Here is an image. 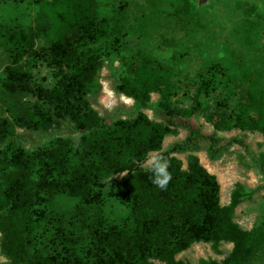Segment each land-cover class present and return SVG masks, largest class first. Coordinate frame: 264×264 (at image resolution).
I'll return each instance as SVG.
<instances>
[{
	"label": "trees",
	"instance_id": "trees-1",
	"mask_svg": "<svg viewBox=\"0 0 264 264\" xmlns=\"http://www.w3.org/2000/svg\"><path fill=\"white\" fill-rule=\"evenodd\" d=\"M5 0H0V4ZM147 13L131 26L123 16L102 17L96 0H39L44 23L33 29L10 28L0 21V48L9 57L1 79L5 91L32 94L38 102L15 114L13 121L0 116V162L10 174L0 183L1 251L9 264H182L176 255L194 243H233L231 254L222 264H262L264 262V209L255 227L244 230L233 222L234 208L256 190H235L232 202L222 206L220 184L200 163L195 152L205 148L211 160H219L231 147L239 145L251 155L262 175L264 156L256 157L244 137L225 139L206 134L193 122L211 98L215 81H202L190 107L175 104L179 81L173 70L151 56L132 62L128 75L116 86L119 93L134 101L138 115L130 120L104 123L86 101L102 65V56L111 48L125 44V29L140 28L143 22L155 23L162 17L182 21L191 27L195 14L191 0H145ZM245 15L255 13L253 5L244 6ZM43 38L44 45L38 44ZM44 61L58 67L56 88L31 86L30 64ZM264 63V62H263ZM246 87V103L228 118L214 123L218 129H254L264 133V72H250L239 63ZM158 102L151 105V95ZM142 109H150L152 120ZM252 113V115H250ZM14 125L41 131L52 125L66 126L81 137L77 145L59 139L51 149L27 153L16 145L20 136ZM186 132L162 157L168 161L170 179L161 188L153 183L151 166L144 167L151 152H159L169 135ZM188 153L187 167L172 156ZM128 172L117 187L121 201L131 209L125 228L95 229L93 258L80 255L75 236L65 232L67 216L52 204L63 249L45 255L37 249L39 219L50 214L40 207L56 193L84 202L98 201L104 182L111 175Z\"/></svg>",
	"mask_w": 264,
	"mask_h": 264
},
{
	"label": "rangeland",
	"instance_id": "rangeland-1",
	"mask_svg": "<svg viewBox=\"0 0 264 264\" xmlns=\"http://www.w3.org/2000/svg\"><path fill=\"white\" fill-rule=\"evenodd\" d=\"M46 1V0H44ZM253 5L254 14L247 16L237 5ZM39 0H5L0 4V21L10 28H36L42 24L43 16L38 5ZM100 18L123 16L131 26L139 24L138 20L147 13L145 0H96ZM194 16L191 27L186 28L182 21L162 17L155 23L143 22L142 32L133 28L125 29V44L111 48L102 56V65L96 76L95 84L87 96L88 107L97 113L106 124L119 120L135 118L139 111L134 101L119 93L116 86L128 75L132 62L151 56L161 64L169 67L179 81L181 89L175 98L179 107H190L193 97L198 94L202 81H215L211 98L204 103V109L193 117V122L206 134L230 139L244 137L250 145L252 154L264 156V133L254 129H218L214 123L221 116H234L238 108L246 103V87L241 79L237 64L254 72H264V0H191ZM43 38L38 44L44 45ZM9 64L6 51L0 48V116L13 121V117L24 108L32 107L38 102L32 94H15L4 90L1 79ZM31 86L41 85L48 90L56 88L61 74L59 68L44 61L30 64ZM264 84V79H263ZM199 100L206 96L198 94ZM159 100L158 94L151 95V105ZM152 120H158L153 111L142 109ZM252 115V113H250ZM20 136L17 146L27 153L38 149H51L59 139H65L77 145L80 133H74L66 126L52 125L41 131H30L14 125ZM186 132L180 130L177 135H169L159 152H151L144 164L151 166L153 157H162L174 143L185 138ZM200 163L214 175L220 184L219 200L222 206L232 202L235 190L242 188L256 190L249 199H244L234 208L233 222L244 230H252L264 209V190L262 175L252 161L251 155L239 145L231 147L219 160H211L205 148L195 152ZM188 153H175L172 156L187 167ZM10 168L0 162V183L2 177L10 174ZM128 172L111 175L104 182L110 184L100 190L98 201L84 202L63 193H56L48 203L40 208L50 214L47 219H39L37 231V249L45 255H54L63 249L59 238L52 204L57 211L67 216L65 232L77 238L80 255L93 258L95 229H123L131 221V209L119 197L117 187L110 180H120ZM1 242V234H0ZM1 244V243H0ZM233 243L221 241L215 243H194L190 248L178 253L176 260L182 264H222L231 254ZM154 264H163L153 260ZM0 264H9L2 253L0 245ZM264 264V262L262 263Z\"/></svg>",
	"mask_w": 264,
	"mask_h": 264
},
{
	"label": "clouds",
	"instance_id": "clouds-1",
	"mask_svg": "<svg viewBox=\"0 0 264 264\" xmlns=\"http://www.w3.org/2000/svg\"><path fill=\"white\" fill-rule=\"evenodd\" d=\"M168 161L163 157H153L151 171L153 172V183L163 188L170 179V173L167 172Z\"/></svg>",
	"mask_w": 264,
	"mask_h": 264
}]
</instances>
